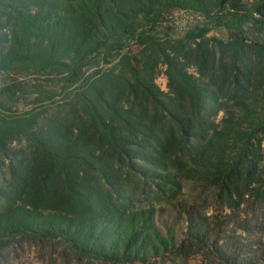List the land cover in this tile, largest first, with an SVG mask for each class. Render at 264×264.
Wrapping results in <instances>:
<instances>
[{"label": "trees", "instance_id": "16d2710c", "mask_svg": "<svg viewBox=\"0 0 264 264\" xmlns=\"http://www.w3.org/2000/svg\"><path fill=\"white\" fill-rule=\"evenodd\" d=\"M177 12L198 19L180 35ZM185 184L264 207V0H0V254L227 263L192 206L177 241L135 202Z\"/></svg>", "mask_w": 264, "mask_h": 264}, {"label": "rangeland", "instance_id": "374dc122", "mask_svg": "<svg viewBox=\"0 0 264 264\" xmlns=\"http://www.w3.org/2000/svg\"><path fill=\"white\" fill-rule=\"evenodd\" d=\"M197 21L198 19L190 13L177 12L172 22L173 33L180 35ZM156 83L161 89L166 90L163 74H159ZM26 107L27 102L22 101L18 104L19 109ZM191 187L185 184L171 204H165L163 201H152L153 203L148 201L147 198L153 196L151 192L149 196L144 194L140 202L136 198L135 202L143 207L153 206L158 225L173 229L177 241L183 238V231L186 230L183 210L192 206V210L207 218L211 226H221L222 231L217 232L213 240L217 246L223 248V257L228 262L225 263L220 259L218 252L209 254L207 251H202L195 254L192 253L194 249H190L186 256L165 254V256H152L146 261L127 264H264V207L255 202L243 206L237 212L221 209L212 202L209 192L196 198L193 206L188 203V198L196 194ZM2 255L0 264H106L98 261H78L69 255L64 260L62 249L52 248L49 244H24L23 247L16 245L4 250L0 256Z\"/></svg>", "mask_w": 264, "mask_h": 264}]
</instances>
